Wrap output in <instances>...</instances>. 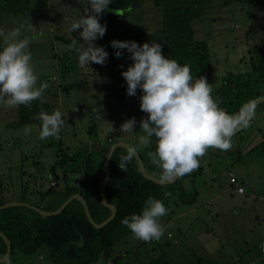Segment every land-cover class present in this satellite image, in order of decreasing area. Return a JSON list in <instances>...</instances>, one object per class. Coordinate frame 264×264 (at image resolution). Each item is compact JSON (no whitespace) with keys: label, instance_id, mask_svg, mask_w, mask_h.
<instances>
[{"label":"rangeland","instance_id":"rangeland-1","mask_svg":"<svg viewBox=\"0 0 264 264\" xmlns=\"http://www.w3.org/2000/svg\"><path fill=\"white\" fill-rule=\"evenodd\" d=\"M158 9L150 0H143L130 14L126 29H156L160 24ZM82 12L79 0H26L24 12L0 19V27L20 28L21 38L30 39L28 50L37 86L48 85L39 101L45 105L44 111L62 113L65 122L59 139L68 151L96 139L104 142L107 137L111 144L132 137L131 143L136 145L134 135H142L134 129L122 134L120 126L135 117L140 96L108 94L113 87H127L121 73L131 65L129 59L110 61L95 72H89L88 66L64 76L58 71L53 54L76 51L70 47L72 42L63 43L55 36L78 34L80 29L72 32L71 23ZM192 28L194 37L204 39L209 47L211 76L207 82L218 102L221 77L245 69L241 57L248 44H264V0H211L202 16L192 22ZM16 117L17 107L0 106V188L9 197L23 193L25 199L41 206L50 198L43 193L54 181L48 168L55 160V149L41 145L44 139L37 125L12 126ZM111 125L115 131L110 133ZM232 144L231 150L222 154L208 149L203 156L216 172L182 180L183 190L190 196L187 200L191 196L193 200L169 208L160 219L165 231L159 241L144 242L132 233L122 235L115 251L138 248L140 256L136 263L125 258L120 264H156V260L161 264H264V251L260 250L264 242V103L255 108L250 126L234 134ZM228 170L237 176L243 194L229 183ZM51 188L58 190V186ZM0 262L9 264L6 258ZM13 262L48 264L42 249L17 253Z\"/></svg>","mask_w":264,"mask_h":264},{"label":"trees","instance_id":"trees-1","mask_svg":"<svg viewBox=\"0 0 264 264\" xmlns=\"http://www.w3.org/2000/svg\"><path fill=\"white\" fill-rule=\"evenodd\" d=\"M142 1L110 0L108 7L101 13L99 22L106 25V32L94 43L98 47H103L108 53L104 67H107L106 64L110 61L129 59L130 56L126 49H122L120 50L122 56L117 58L115 56L117 50L111 46V41H135L138 45L156 41L162 45V53L165 57L175 59L181 65L190 66L194 79L203 76L208 80L211 76L210 50L204 39L194 37L192 22L202 16L204 8L211 0H150L153 7L159 8V26L152 31H147L146 28L129 31L125 24L130 14L141 6ZM25 4L26 0H0V19L22 14ZM80 32L81 29L78 34L74 33L70 36L59 33L55 38L63 43H70L73 39L82 40ZM53 56L57 57L55 61L62 76L81 68L78 54L72 49L60 55L54 53ZM241 59L246 64L245 69L222 76L221 85L216 91L218 104L229 114L236 113L246 102L264 97V44H248ZM129 61L132 64L130 59ZM100 65L90 62L89 72L97 71ZM108 94L120 98H134L141 96L142 91L137 89L135 96H129L127 87H113ZM44 106L39 99L32 101L28 106H18L17 117L11 125L35 124L39 130L41 121L36 119V116L44 111ZM134 118L136 120L134 130L144 135L140 130V121L142 118H147V114L139 107ZM89 131L87 129V133ZM41 145L55 149V160L48 170L55 181L51 183V187L58 186V190L51 187L45 190L43 194L50 198L40 206L25 199L23 193L9 197L0 188V232L9 241V253L6 257L9 264L14 263L15 254H30L39 249L44 250L48 264H120L125 258H130L136 263L140 256L138 248L115 251L122 235L131 233L121 223L122 219L132 214H141L144 203L149 197L162 201L168 209L177 202L190 204L193 197L187 200L190 196L184 192L181 182L201 175L202 170L199 165L191 174L173 182L158 183L143 176L134 155L125 165L126 172L119 168L121 157L128 156V149L122 146H117L111 152L106 174L104 165L111 146L108 140L102 142L96 139L88 146H76L69 151L60 139L53 137L42 140ZM154 148L155 138L152 146H142V151H138V155L144 169L153 178L159 180V169L155 168L148 156V152L154 151ZM104 178H106L105 201L114 206L115 211L100 227H95L88 220L77 198L70 200L55 214L42 215L33 208L51 212L76 194L85 201L91 219L100 225L111 214L110 208L101 203L99 195V185ZM165 192L171 195L165 197ZM16 202L22 204L7 205ZM169 235L167 233V236ZM5 252L6 245L0 237V258ZM156 264L161 263L156 260Z\"/></svg>","mask_w":264,"mask_h":264},{"label":"clouds","instance_id":"clouds-1","mask_svg":"<svg viewBox=\"0 0 264 264\" xmlns=\"http://www.w3.org/2000/svg\"><path fill=\"white\" fill-rule=\"evenodd\" d=\"M83 12L71 23V31L82 29V43L72 40V47L78 54L79 64L104 65L108 53L94 43L106 32V25L99 22L101 13L110 0H79ZM20 28L0 27V106L14 108L28 106L39 99L47 89V83L37 86L38 77L28 50L30 39L21 38ZM111 46L120 58L126 49L132 64L121 75L127 84V95L135 96L137 89L142 91L140 109L147 118L140 121L139 144L151 147L155 138L154 151L148 156L155 168L159 169L162 183H170L191 174L199 167L200 158L208 149L229 151L233 147L234 134L250 126L255 116V105L244 103L236 113L229 114L221 108L212 96V86L205 77L193 78L190 66L181 65L175 59L165 57L162 45L156 41L138 45L135 41H111ZM36 119L41 121V139H59V131L64 124L62 113L54 110L51 114L41 111ZM135 118L126 120L120 131L132 133ZM115 129L110 128V133ZM136 149L129 148L128 156L121 157L119 168L126 172V163L131 160ZM171 195L165 192V197ZM169 209L162 201L149 197L141 214H132L122 219L134 238L150 242L159 241L165 228L160 219Z\"/></svg>","mask_w":264,"mask_h":264},{"label":"water","instance_id":"water-1","mask_svg":"<svg viewBox=\"0 0 264 264\" xmlns=\"http://www.w3.org/2000/svg\"><path fill=\"white\" fill-rule=\"evenodd\" d=\"M262 98L263 97H259V98H256L255 100H253L252 101V103H254V105L256 104V103H258L259 101H261L262 100ZM117 146H120V145H113V146H110V148H109V151H108V154H107V157H106V162H105V165H104V170H105V173L107 174L108 173V160H109V157H110V154H111V152L117 147ZM134 157L136 158V160L139 162L140 160H139V157L137 156V154H136V152H135V154H134ZM139 168H140V171H141V173L143 174V176L144 177H146V178H148V179H150V180H153V181H155V182H158V183H162L160 180H158V179H155V178H153V177H151L149 174H147L144 170H143V168L142 167H140L139 166ZM105 182H106V178H104L103 180H102V182L100 183V185H99V195H100V199H101V202H102V204H104V205H107V206H110L111 207V214H110V216L102 223V224H100V225H98V224H96L92 219H91V217H90V214H89V212H88V210H87V206H86V203H85V201L83 200V198L82 197H80V196H78V195H72V196H70L68 199H66L56 210H54V211H51V212H45V211H42V210H40V209H38V208H36V207H33L36 211H38L40 214H42V215H50V214H55V213H57V212H59L70 200H72L73 198H77L79 201H80V203L82 204V206H83V209H84V212H85V214H86V216H87V218H88V220L95 226V227H100V226H102L106 221H108L110 218H111V216L114 214V211H115V208H114V206H112V205H109V204H107L106 203V201H105V197H104V186H105ZM11 204H22V203H18V202H16V203H9V204H7V205H11ZM24 204V203H23ZM7 205H4V206H7ZM26 205H28V204H26ZM29 206H31V205H29ZM3 207V206H2ZM0 237L2 238V240L4 241V243H5V245H6V252H5V254L3 255V257H1L0 258V261H2L4 258H6L7 256H8V253H9V241H8V239L0 232Z\"/></svg>","mask_w":264,"mask_h":264},{"label":"crops","instance_id":"crops-1","mask_svg":"<svg viewBox=\"0 0 264 264\" xmlns=\"http://www.w3.org/2000/svg\"><path fill=\"white\" fill-rule=\"evenodd\" d=\"M261 102H263L264 103V97L262 98V100L261 101H259L258 103H261ZM258 103H256L255 104V106L258 104ZM262 104V103H261ZM134 138L136 139V141L137 142H135L136 143V145H134V144H132L131 142H134V141H132V137H129L128 138V140H126V139H124V138H119V139H116L115 141H113L112 142V144H111V146H113V145H120V146H122V147H125L126 149H129V148H135L136 149V154H137V156L139 157V155H138V150H137V147L136 146H138L139 147V149L140 150H142V146L139 144V137H137V136H135L134 135ZM109 138L107 137V139L106 140H108ZM108 141H111L110 139L108 140ZM211 150H214V149H211ZM212 152H214V151H212ZM224 151H220V153L222 154ZM139 162H138V165L140 166V167H142L143 168V170L147 173V174H149L151 177H152V175L150 174V173H148L145 169H144V167H143V164H142V161H141V159L139 158ZM199 165L201 166V168H202V170H201V174H203V172H216L214 169H212V168H210V165H209V163L208 162H206V159H204V157H202V158H200V163H199ZM229 174L230 175H232L233 177H235L236 178V181H237V176L234 174V173H232L230 170H228L227 171V178L229 177ZM226 178V179H227ZM160 180V179H159ZM186 180H188V179H185V181ZM227 181H228V179H227ZM187 182V181H186ZM237 184H239V185H241L238 181H237ZM242 186V185H241ZM222 188V187H221ZM225 189V187L222 189V190H224ZM244 193V189H243V192L242 193H240V194H243ZM101 200V199H100ZM102 203V202H101ZM109 208H110V211H111V207L110 206H108ZM39 257H41V256H39Z\"/></svg>","mask_w":264,"mask_h":264},{"label":"built area","instance_id":"built-area-1","mask_svg":"<svg viewBox=\"0 0 264 264\" xmlns=\"http://www.w3.org/2000/svg\"><path fill=\"white\" fill-rule=\"evenodd\" d=\"M229 181L232 182L235 185V191L236 192H238V193H242L243 192V187L241 185H238L235 177H233L230 174H229ZM260 250L264 251V242L263 241H261V243H260Z\"/></svg>","mask_w":264,"mask_h":264}]
</instances>
